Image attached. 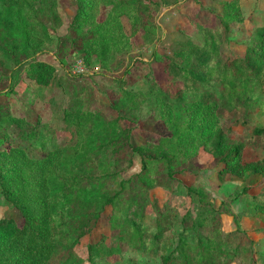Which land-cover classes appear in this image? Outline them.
<instances>
[{"label": "trees", "instance_id": "1", "mask_svg": "<svg viewBox=\"0 0 264 264\" xmlns=\"http://www.w3.org/2000/svg\"><path fill=\"white\" fill-rule=\"evenodd\" d=\"M236 2L221 0L217 24L203 26L201 44L187 39L165 56L155 54L175 87L152 80L145 92H137L130 87L129 73L135 63L152 61H124L131 46L120 17L125 15L136 32L150 24L157 3L75 0L69 31L58 37L54 54L60 63L74 52L97 61L101 73L120 90L111 101L117 116L107 118L92 107V98L72 97L63 109L64 130L70 135L61 143L43 137L37 120L0 107V198L21 217L18 224L13 217L0 216V264H84L86 258L78 256L75 247L93 235L107 208L117 242L107 247L100 234L87 244V260L116 254L122 260V245L127 251L157 256L161 264H228L253 252L250 261L264 257V157L245 156L257 142L264 145V127L235 140L218 113L220 107L228 112L251 110L253 89L264 86V25L250 29L242 53L235 52L230 41L229 51L219 46L220 34L230 40L231 24L244 20L234 8ZM57 6L58 0H0V53L13 65L7 67L0 58V83H6L0 95L13 91V73L20 67L38 85L54 80L55 66L38 55L46 51L51 31L60 24ZM110 69L120 75H111ZM146 106L169 136L157 142L134 139L131 129L121 126L120 120L136 121ZM33 150L40 155H32ZM201 151L212 158L221 183L243 181L237 195L249 203L242 216L233 215L236 228L227 230L221 217L230 213L233 200L215 205L214 196L196 185H188L186 194L198 203L197 213L187 211L179 218L173 207L164 205L152 222L145 220L149 190L160 186L172 191L178 175L188 171ZM136 158L140 170L130 173ZM248 232L260 235L258 251L255 241L245 240Z\"/></svg>", "mask_w": 264, "mask_h": 264}, {"label": "rangeland", "instance_id": "2", "mask_svg": "<svg viewBox=\"0 0 264 264\" xmlns=\"http://www.w3.org/2000/svg\"><path fill=\"white\" fill-rule=\"evenodd\" d=\"M152 1L157 5L147 27L133 32L129 19L125 15L120 17L122 30L130 38L131 46L127 56L123 58L124 61L127 63L134 57L152 61L150 65L135 63L129 73L132 79L130 87L137 92H145L152 80L170 88L175 87L163 72L162 61L154 60L155 54L165 56L178 48L177 42L187 39L201 44L206 29L203 26L217 24L215 13L219 11L221 2V0H179L177 4H170L172 0ZM234 8L241 11L244 20L241 23L231 24L230 31L234 35L230 36V40L223 33L220 34L219 46L222 52L229 51L230 47L226 42L230 41L232 49L237 53H242V44L249 36L250 29L253 26L264 25V0H237ZM75 9V0H58L57 12L60 24L51 31L52 41L44 47L46 51L38 55L39 59L55 66V76L51 84L42 86L34 83L26 77V70L20 67L13 73V91L0 95V107H6L12 115L27 118L32 122L37 120L38 129L43 137H50L61 143L70 135L64 130L63 109L73 99L72 97L79 95L82 99L92 98V107L99 108L107 118L111 119L117 116V112L111 107V101L118 97L120 91L107 76L101 73L104 69L100 64L95 60H86L82 53H69L63 63L56 58L54 53L57 50L58 37L68 33ZM0 58L4 60L7 67L13 68L12 63L3 58L1 53ZM109 73L120 75V71L112 69ZM3 87H6V83H0V88ZM251 97L254 105L251 110L228 112L223 107L219 108L220 122L235 140H244L253 136L255 128L264 127V86L261 89L259 85H256ZM151 112L148 106L143 107L136 121L120 120V124L124 128L131 129L134 139L157 142L160 137L169 136L170 133L162 120L154 117ZM55 141L52 142V146L56 143ZM247 147L248 150L249 145ZM31 152L34 156L40 155L37 151ZM245 156L246 159L264 157V145L257 142L255 150L246 152ZM140 167V161L136 158L129 172H138ZM215 168L208 153L203 151L198 153L189 162L188 171L178 175L172 191L160 186L149 190L151 204L147 207L145 220L152 222L156 211L162 209L164 205L173 207L178 212L179 218L187 211L197 213L198 203L186 194L188 185H196L204 187L214 196L215 205L219 204L222 199L233 200L228 207L230 213H223L221 217L224 227L227 230H234L236 224L233 215L242 216L249 199L237 195L243 186V181L229 180L221 183L215 174ZM252 187L255 188V186ZM109 214L110 208H107L93 235L84 236L75 247L77 255L86 258L84 264H132L130 259H135V264H161L157 256L127 251L125 245H122V250L126 252L122 260L117 254L109 258L87 260V244L100 234H104L107 247H112L117 242L108 224ZM2 215L13 217L18 224L21 223L19 213L0 198V216ZM259 239L260 235L251 232L245 236L246 241H255V245L256 242H260ZM234 240L238 241V235L234 236ZM253 248L258 251L260 246L256 245ZM253 253L240 256L237 253L238 257L233 261H228V264H264V257H257L251 262L250 258H253ZM254 256L257 255L254 254Z\"/></svg>", "mask_w": 264, "mask_h": 264}]
</instances>
